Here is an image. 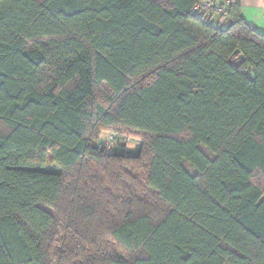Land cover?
Masks as SVG:
<instances>
[{
  "label": "trees",
  "instance_id": "16d2710c",
  "mask_svg": "<svg viewBox=\"0 0 264 264\" xmlns=\"http://www.w3.org/2000/svg\"><path fill=\"white\" fill-rule=\"evenodd\" d=\"M197 4L0 0V264H264V35Z\"/></svg>",
  "mask_w": 264,
  "mask_h": 264
},
{
  "label": "rangeland",
  "instance_id": "374dc122",
  "mask_svg": "<svg viewBox=\"0 0 264 264\" xmlns=\"http://www.w3.org/2000/svg\"><path fill=\"white\" fill-rule=\"evenodd\" d=\"M206 17L208 22H210L212 25L216 26L219 18L214 15V14H206ZM105 89V87L103 88ZM100 139L103 142L102 145H104L106 151L109 152H113V151H117V149L119 148V146H122L121 149H123V151L126 153V155L129 154H134L138 147L140 146V142H141V135L138 133H127V132H103L100 135ZM118 161V165L114 168L115 172L117 173V175L122 178V181L118 182L117 184L111 185L108 184L107 182H103L101 180V182L103 183V185L101 186V188L103 189L105 195L109 196L111 195V197H113L114 199H127L128 201L132 200V197H138L137 199L143 201V202H150L156 205V203H154V198H153V193L150 192V190L146 189L141 181V173L139 170L135 169L137 164L134 162H127L125 160L123 161H119V160H115ZM121 168L122 170H124L125 172L129 173V175L131 176V178H129L130 180H128L123 172L121 170H118L116 168ZM94 170L98 176L100 174V172L102 170H98L97 168L92 169ZM113 170V171H114ZM137 171V172H136ZM132 179H135L136 181H138V183L136 182L135 185V191L134 193L130 194V196H127L128 194H126L125 191L123 190H119L117 187L118 186H122L123 188L129 187V185L132 186V183L135 184V182H132ZM126 184V185H125ZM138 184V186H137ZM112 188V189H111ZM126 200V201H127ZM154 209L156 210L157 207L155 206ZM157 211V210H156Z\"/></svg>",
  "mask_w": 264,
  "mask_h": 264
},
{
  "label": "crops",
  "instance_id": "0c3cea01",
  "mask_svg": "<svg viewBox=\"0 0 264 264\" xmlns=\"http://www.w3.org/2000/svg\"><path fill=\"white\" fill-rule=\"evenodd\" d=\"M203 3L207 0H197ZM242 19L253 29L264 35V0H236Z\"/></svg>",
  "mask_w": 264,
  "mask_h": 264
},
{
  "label": "built area",
  "instance_id": "2783aa9c",
  "mask_svg": "<svg viewBox=\"0 0 264 264\" xmlns=\"http://www.w3.org/2000/svg\"><path fill=\"white\" fill-rule=\"evenodd\" d=\"M230 2L231 0H207L203 3H198L193 11L216 15L219 18L217 22L218 28L224 30L234 23L229 14Z\"/></svg>",
  "mask_w": 264,
  "mask_h": 264
},
{
  "label": "water",
  "instance_id": "95a60500",
  "mask_svg": "<svg viewBox=\"0 0 264 264\" xmlns=\"http://www.w3.org/2000/svg\"><path fill=\"white\" fill-rule=\"evenodd\" d=\"M238 52V50H236V53Z\"/></svg>",
  "mask_w": 264,
  "mask_h": 264
}]
</instances>
